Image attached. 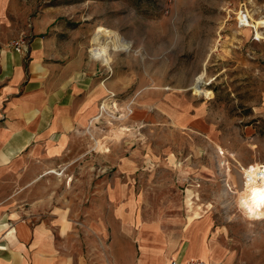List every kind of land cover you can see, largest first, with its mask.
Returning a JSON list of instances; mask_svg holds the SVG:
<instances>
[{
	"label": "rangeland",
	"instance_id": "374dc122",
	"mask_svg": "<svg viewBox=\"0 0 264 264\" xmlns=\"http://www.w3.org/2000/svg\"><path fill=\"white\" fill-rule=\"evenodd\" d=\"M262 27L264 0H0V58L36 61L0 75L2 132H19L38 68L69 101L0 161V237L28 229L48 264H140L142 245L170 264L187 238L206 264H264V220L240 206L243 168L264 165ZM104 30L108 63L91 53Z\"/></svg>",
	"mask_w": 264,
	"mask_h": 264
},
{
	"label": "crops",
	"instance_id": "0c3cea01",
	"mask_svg": "<svg viewBox=\"0 0 264 264\" xmlns=\"http://www.w3.org/2000/svg\"><path fill=\"white\" fill-rule=\"evenodd\" d=\"M46 46L43 40L35 41L33 44V51L47 54V49L45 48ZM34 63H36V61H31V63L27 64V61L23 60V58H20V60L14 56L12 58H8V56L5 54L0 58V75L4 76L5 74H8L9 70L12 67L14 70L13 74L15 78H17L18 80H22L24 78L26 79L28 74L29 76L32 75L33 66L36 67V64ZM47 64L48 63H46V65ZM48 71H50L49 68ZM39 77L40 68H38V72L34 70L33 78L30 79L28 83V86L34 87L30 90L29 93L25 94L21 108H19V112L21 113V119L19 120V132L14 133L13 130L5 128L4 132H2V129H0L1 164H4L5 160H9L12 154H16L24 150V148H26L32 142L35 133L38 134L39 128L42 125L43 110L46 109V111H52V106H55V110L60 106H63L64 108L65 105L69 103V101H65L66 103H63V100L58 101V99L60 98L59 93L50 92L49 89L42 87V84L39 83ZM83 90L84 89H78L77 91ZM62 95L63 97H66V94ZM46 98H48V100H46ZM52 99H55V102L53 105H50V100ZM4 104L5 98L2 94H0V118L2 117ZM22 113L25 116L24 118H22ZM32 114H34V117H28ZM33 127L36 129L33 130ZM53 127L54 124H50V127H48L50 129L49 131H51ZM23 129L28 131L29 133L25 135L24 131L22 133ZM17 228H21L24 234H15L13 233L14 230H10L8 234H2L0 237V264H48L49 258H47V255L43 252H53L52 247H50L49 244L46 243L44 247L38 249L35 244L34 248L31 251V245L27 243V241L31 237L28 229L22 226H18ZM15 237L17 239V242L11 240ZM32 238L35 240V242L37 241V232L34 231V234H32ZM141 250L143 252V255L140 264H145L146 248L142 245ZM147 252H149V250ZM204 255V252L200 250V243L196 239L191 242L190 239L187 238L185 239V242L182 243L177 252H174V254L172 253V261L176 260L179 263H186L191 260H203ZM214 256L218 257L217 252H214ZM168 258V255L163 253L162 260L158 263L169 264ZM217 262L218 258L214 260V264ZM151 264H156L153 262V259H151Z\"/></svg>",
	"mask_w": 264,
	"mask_h": 264
},
{
	"label": "bare ground",
	"instance_id": "6f19581e",
	"mask_svg": "<svg viewBox=\"0 0 264 264\" xmlns=\"http://www.w3.org/2000/svg\"><path fill=\"white\" fill-rule=\"evenodd\" d=\"M114 34L109 30H104L98 35L100 44L94 45L92 57L110 62V46L113 42ZM206 95L211 96V91H206ZM246 174L247 183L241 193L240 206L244 209L247 217L251 220H264V203L260 202L258 195L264 192V165L255 163L243 168Z\"/></svg>",
	"mask_w": 264,
	"mask_h": 264
},
{
	"label": "built area",
	"instance_id": "2783aa9c",
	"mask_svg": "<svg viewBox=\"0 0 264 264\" xmlns=\"http://www.w3.org/2000/svg\"><path fill=\"white\" fill-rule=\"evenodd\" d=\"M242 18V19H241ZM249 15L248 13L246 14V12H241L240 15L238 16V25L241 28H247L251 30V37L254 41H261L263 38L259 37L257 35V31L256 29H254L250 24H248V19ZM264 27L260 28V32L262 35H264ZM264 37V36H263ZM12 46L14 48V50H16L19 53L25 52L26 48H25V44L24 41L22 40H15L12 43ZM171 264H206L203 260H191L189 262L186 263H179L176 260L172 261Z\"/></svg>",
	"mask_w": 264,
	"mask_h": 264
},
{
	"label": "clouds",
	"instance_id": "9594fccd",
	"mask_svg": "<svg viewBox=\"0 0 264 264\" xmlns=\"http://www.w3.org/2000/svg\"><path fill=\"white\" fill-rule=\"evenodd\" d=\"M258 199L260 202L264 203V192L259 193Z\"/></svg>",
	"mask_w": 264,
	"mask_h": 264
}]
</instances>
